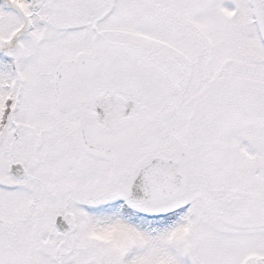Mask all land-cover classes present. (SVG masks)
<instances>
[{
    "label": "snow or ice",
    "instance_id": "1",
    "mask_svg": "<svg viewBox=\"0 0 264 264\" xmlns=\"http://www.w3.org/2000/svg\"><path fill=\"white\" fill-rule=\"evenodd\" d=\"M0 264H264V0H0Z\"/></svg>",
    "mask_w": 264,
    "mask_h": 264
}]
</instances>
